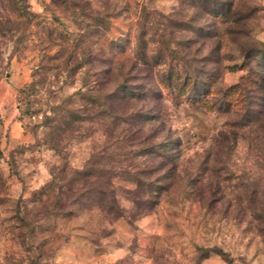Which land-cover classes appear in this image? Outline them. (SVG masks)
Segmentation results:
<instances>
[{"label": "rangeland", "instance_id": "rangeland-1", "mask_svg": "<svg viewBox=\"0 0 264 264\" xmlns=\"http://www.w3.org/2000/svg\"><path fill=\"white\" fill-rule=\"evenodd\" d=\"M28 3L31 29L0 52V264H226L220 250L264 264V91L240 70L241 42L264 49V0ZM224 7L226 25L206 10ZM201 60L216 75L210 106L165 93L161 131L176 139V163L148 161L170 174L147 179L151 198L136 199L127 158L116 167L112 120L86 110L93 87L104 69L133 61L182 74ZM111 180L119 219L91 197L111 193ZM59 193L92 200L54 210Z\"/></svg>", "mask_w": 264, "mask_h": 264}, {"label": "trees", "instance_id": "trees-1", "mask_svg": "<svg viewBox=\"0 0 264 264\" xmlns=\"http://www.w3.org/2000/svg\"><path fill=\"white\" fill-rule=\"evenodd\" d=\"M67 1L56 0V3H67ZM1 8L6 13H11L14 18H3L0 15V52L9 43L21 44L23 42L22 37L29 32L34 21V13L30 11L28 0H0ZM208 9L206 8L215 18L221 20L222 25H226L232 20L233 13L231 9L229 10L226 7L221 8V10ZM233 19H235L233 22L239 25L242 18L236 15ZM216 30L217 28H214L211 33L207 34L205 40H213L216 37ZM199 42L198 40L196 45ZM189 43L192 44L194 41L189 40ZM220 45H222L221 42L218 43V46ZM240 46H242L240 57L243 61L240 70H246L247 78L255 74L254 78H249V82L254 85L258 83L259 87L264 91V49H259L260 47H257L250 38L248 41L241 42ZM219 55L220 51H216V55L212 56L210 60L215 61V56L219 57ZM136 56L138 60L142 57L140 53L136 54ZM259 59L262 62H259ZM204 63L201 60L197 61L195 66H183V73L181 74L172 68L150 67L148 64L146 66L138 61H133L128 66L119 65L114 68L104 69L101 73L100 81L95 83L93 88L96 95L88 98L92 109L86 107V110L95 112L97 109L95 113H97L98 118L103 120L104 117L109 116L112 120L110 132L113 134L111 140L117 151V154H115L117 159L116 167L121 164V159L127 158L130 175L126 181L132 183L138 191L135 196L136 199H142V197L151 198L154 181L148 182L147 179L156 177V181H159L160 175L167 176L170 174L169 170H165L166 168L154 169L145 167L148 161L158 162L161 167L166 163H176V139L163 136L161 131L162 126L166 123L162 107L165 93L176 94V91H178L179 96H187L188 101L193 104H201L205 107L210 106L208 100L211 88L210 82L213 81L212 79L216 75L214 71L210 73L204 72V66H200ZM255 63L254 67L253 64ZM206 75L210 77L205 82V85H201L200 80H204ZM246 88L242 83L233 86L229 91L231 94L239 91L244 93ZM174 101L176 102V97ZM69 112L73 116L72 111ZM83 117L85 116L83 115L82 119L79 117L74 121L83 120L82 122L85 123L87 119ZM70 127V124H68L67 128ZM88 177L89 175H84L83 179L87 181ZM112 181L107 182L108 188L113 189L111 193L108 190H103L98 198L96 196L95 198L94 196L91 197L97 199L94 205L98 209L112 214L114 219H119L122 217L121 207L116 196L117 189L112 184ZM50 190L48 189L47 192ZM68 193L57 194L53 206L51 205L52 209L55 210L60 207L62 202L65 205L69 201L68 205H76L75 203L78 202L79 205L81 204L80 198L92 200L88 195H75L76 198L68 195ZM61 214L69 215L71 212L66 209ZM211 251L216 252V250ZM219 253L225 257L226 264H235V261L229 258V255L221 250Z\"/></svg>", "mask_w": 264, "mask_h": 264}]
</instances>
